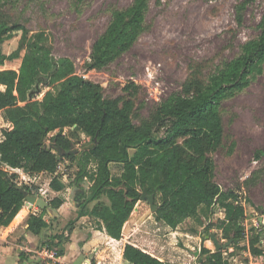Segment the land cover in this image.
Wrapping results in <instances>:
<instances>
[{"label":"trees","instance_id":"obj_1","mask_svg":"<svg viewBox=\"0 0 264 264\" xmlns=\"http://www.w3.org/2000/svg\"><path fill=\"white\" fill-rule=\"evenodd\" d=\"M249 1L241 0L235 6L238 22L240 11ZM147 2L134 0L128 7L112 11L105 32L92 46L89 70L103 69L131 48L143 30ZM257 28L258 35L240 47L235 59L212 73L206 84L193 88L190 96L171 97L156 106L150 121L137 127L128 103L119 107L117 101L104 98L101 87L75 75L68 61L53 63L48 53L35 44L28 45L26 53L19 47L15 49L16 39L21 36L25 41L28 33L24 27L7 26L0 17V86L4 88L0 90V112L8 123L1 129L0 227L12 222L23 200L32 194L28 186L18 184L16 171L53 175L62 159L69 158L77 167L73 184H81L84 179L92 183L91 196L79 205L77 218H91L114 240L121 239L123 226L143 191L160 195L161 204L154 216L171 229L195 216L201 206L217 207L227 224L240 228L243 209L234 205L232 194L223 193L213 183L214 166L206 155L222 144L221 103L246 88L264 61V7ZM48 77L53 82L62 80L59 90L47 91L39 101L28 99L34 85ZM65 128L85 134L93 148L72 150V142L62 135ZM157 128L164 129L163 136H154ZM180 141L184 148L178 144ZM261 154L257 151L256 157ZM91 165L93 170L89 169ZM112 166L119 168L118 173L113 174ZM50 187L54 191L63 189L56 178ZM103 196L107 205L99 202ZM95 201L98 203L88 209L87 205ZM218 201L220 207L215 206ZM57 204L59 201H52L53 207ZM24 214L22 210L15 222ZM75 222L67 224L68 233ZM46 226L41 217L30 216L27 221V229L34 234ZM240 236L230 237L232 245ZM66 240L61 234L49 238L45 245L61 257ZM257 241L255 238L249 242V252L264 258ZM201 255L206 256L205 264H233L223 257L222 250L210 253L202 248ZM122 258L128 264H170L127 243Z\"/></svg>","mask_w":264,"mask_h":264},{"label":"rangeland","instance_id":"obj_2","mask_svg":"<svg viewBox=\"0 0 264 264\" xmlns=\"http://www.w3.org/2000/svg\"><path fill=\"white\" fill-rule=\"evenodd\" d=\"M133 1L0 0V17L7 26L18 25L28 33L25 41H21V36L16 39L15 49L19 47L26 53L28 45L35 44L48 53L53 63L68 61L75 75L101 87L104 98L117 101L119 107L128 103L132 122L141 127L150 121L156 106L171 97L190 96L193 88L206 84L212 73L235 59L240 47L258 35L257 26L264 7V0H250L244 11H240L238 22L235 6L241 0H148L143 30L131 48L103 69L89 70L92 46L105 32L112 11L126 8ZM61 81L53 82L51 77L42 79L34 85L28 99L39 101L47 91L56 93ZM0 89L4 88L0 86ZM220 115L222 144L206 156L214 166L213 183L223 193L232 194L234 205L243 209L244 217L237 229L227 224L222 210L206 209L197 219L182 224L183 231L198 234L200 240L196 244L193 239L188 243L179 242L178 247L186 254L193 252L194 247L215 252L216 247L210 239L215 236L219 245L230 247L223 251L224 257L239 264L250 261L263 264L259 259L262 256H254L257 261H249L245 250L249 242L257 238L256 247L264 252V61L246 88L221 103ZM5 119L1 112L0 129ZM62 135L70 139L72 150L77 152L92 144L89 137L73 128L63 129ZM163 135L164 129H155V137ZM178 144L183 147L182 141ZM257 151L262 152L259 157H256ZM89 169L93 170V166ZM111 170L116 174L119 168L112 166ZM17 173L18 182L32 190L31 199L38 200V204L49 203L40 196V186L23 180L22 177L27 176ZM56 176L67 179L65 185L70 186V200L72 198L70 206L75 207L78 202L81 204L90 198L92 183L88 179L73 184L77 176L74 160L62 159ZM242 177L247 178L241 181ZM44 181L46 178H42L40 184ZM76 191H80L77 196ZM153 196L154 205L160 206V195L154 193ZM96 203H89L87 208L91 209ZM140 203V218L154 222L149 204ZM215 206L220 207L219 201ZM47 221V238L61 235L70 222L55 223L51 218ZM89 228L98 229L94 222ZM238 234H241L238 243L232 245L230 237ZM83 235L86 237L89 233ZM202 256L201 259H206ZM37 259L35 264H47Z\"/></svg>","mask_w":264,"mask_h":264},{"label":"crops","instance_id":"obj_3","mask_svg":"<svg viewBox=\"0 0 264 264\" xmlns=\"http://www.w3.org/2000/svg\"><path fill=\"white\" fill-rule=\"evenodd\" d=\"M0 90L3 91L4 89ZM7 125L8 123L6 121L4 127L1 129L7 127ZM1 129L0 142L3 140ZM55 133L56 132L50 135H54ZM17 172L21 171L18 170L16 173ZM56 172L53 175L47 173L26 175L21 172L23 175L27 176L22 177L23 180L26 179L34 182L36 186H40V196L44 198L43 200L49 203L37 205L38 200L25 198L21 203L19 212L12 222L7 227H0V264H35L34 260H38L37 258H41L42 262H46L47 264H128L122 258L123 246L126 243L151 255L160 262L170 264H205L206 259L200 258V256H202L200 248L196 249L194 247L193 252H187L186 254L180 247H178L179 242L188 243L190 239H193L192 242L196 244V242L200 240L198 234H194L190 230L183 231L182 224L191 219H197L202 211H206L205 207H199L195 216L187 218L175 229H171L169 226L163 222L157 221L155 218L154 222H149L147 219L144 220L140 218L138 210L142 209V203H140L141 200H139L136 202L129 219L123 226L121 239L117 241L108 237L102 230L97 229L95 231L92 228H89V226L92 225V222L96 223L91 218L86 216L77 218L80 204H77L75 207L70 206L72 200V198L70 200L69 194L70 186L65 185L67 179L57 177ZM17 174L19 175V173ZM43 175H48L49 177H41ZM42 178H46L43 185L40 184ZM54 178L63 185L61 191H54L51 189L50 183ZM18 184L22 185L20 182H18ZM27 197H30V195ZM54 200L59 201V204H57L58 206H52V201ZM100 202H103V204L106 205L108 204V200L105 196L101 198ZM22 210L25 211V214L19 221L15 222L17 216ZM155 211H152L153 215H155ZM222 215L224 218V214ZM30 216L41 217L42 220L46 222L47 226L38 234L32 233L27 229V221ZM48 218H51L55 223L76 220L74 224L75 226H73V230L70 233H68L67 230L62 233L65 235L64 238L67 239L66 242H64V254L61 257L55 255L56 260L54 261L39 255V252L42 249L47 248L45 243L49 240V238H47V233L45 232L49 224L47 221ZM156 231H161V233H155ZM83 233H89V235L83 237ZM39 246L41 249L37 250V247ZM226 249L230 250V247L220 249L222 250V254ZM216 250H218L217 247ZM209 251L210 253H214L211 250ZM245 251L247 252L246 255L248 256L249 261L252 259L257 261L256 257H261L256 256L254 258V255L252 256L249 252L248 247ZM203 256L206 257L205 255ZM262 257L259 259H261L264 264V258ZM224 258L228 259L227 257ZM228 260L231 259L229 258ZM197 261L199 263H197ZM233 264L239 263L233 262ZM247 264L255 263L250 261Z\"/></svg>","mask_w":264,"mask_h":264},{"label":"water","instance_id":"obj_4","mask_svg":"<svg viewBox=\"0 0 264 264\" xmlns=\"http://www.w3.org/2000/svg\"><path fill=\"white\" fill-rule=\"evenodd\" d=\"M31 96H32V94L30 93V94H29V98H31ZM93 146H94V144L89 145L87 148L84 149V151L92 149ZM79 192H80V191H76L75 195L77 196V195L79 194ZM26 198H28V199H30V200H33V199H31L30 197H26ZM140 200H141V201H145V202H147V203L149 204V206H150V209H151L152 211H155V210H156L157 207L154 205V197H153V195H147L146 192L143 191L142 194H141V198H140ZM30 202H31V201H30ZM79 203H80V202H78V204H79ZM37 205H38V202H37ZM210 239L213 241V243L215 244V246L217 247L218 250L227 247V245L220 246V245L217 243L216 238L213 237V236H212Z\"/></svg>","mask_w":264,"mask_h":264},{"label":"built area","instance_id":"obj_5","mask_svg":"<svg viewBox=\"0 0 264 264\" xmlns=\"http://www.w3.org/2000/svg\"><path fill=\"white\" fill-rule=\"evenodd\" d=\"M91 71H95V70H91ZM78 76V75H77ZM80 77V76H79ZM83 78V77H81ZM85 79V78H83ZM86 80V79H85ZM247 177H242L241 178V181H244ZM39 255L40 256H43L44 258H48V259H51V260H56V256H55V252L53 250H50V249H42L40 252H39Z\"/></svg>","mask_w":264,"mask_h":264}]
</instances>
